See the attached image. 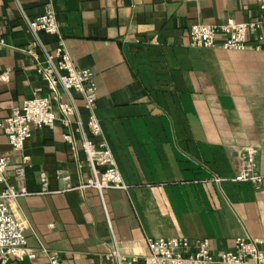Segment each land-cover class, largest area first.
I'll use <instances>...</instances> for the list:
<instances>
[{
    "label": "crops",
    "instance_id": "crops-1",
    "mask_svg": "<svg viewBox=\"0 0 264 264\" xmlns=\"http://www.w3.org/2000/svg\"><path fill=\"white\" fill-rule=\"evenodd\" d=\"M48 3L76 66L96 74V116L128 189L65 191L60 171L73 187L91 175L81 146L73 153L65 143L60 121L36 131L21 155L0 132V157L12 158L8 181L30 193L13 205L28 247H45L61 264H115L106 260L115 244L126 257H143L148 239H209L214 252L231 250L238 238L264 241V191L213 181L234 178L235 150L250 145L259 147L264 173V52L198 49L189 41L193 25L258 19L260 0H0V37L9 45L0 51L2 118L37 92L50 95L24 52L33 42L26 19ZM40 38L50 50L59 42ZM49 262L38 253L8 264Z\"/></svg>",
    "mask_w": 264,
    "mask_h": 264
},
{
    "label": "built area",
    "instance_id": "built-area-1",
    "mask_svg": "<svg viewBox=\"0 0 264 264\" xmlns=\"http://www.w3.org/2000/svg\"><path fill=\"white\" fill-rule=\"evenodd\" d=\"M51 3L44 13L35 19H26L28 32L33 42L24 52L36 61V73L46 81L50 95L38 92L25 100L21 106L12 109L8 117H0V132L7 139L11 152L21 155L26 142L34 133L43 129L53 130L60 121L67 130L63 139L75 153L80 145L85 154V166L90 172L88 181L79 186H71L69 174L63 171L58 178L66 183L65 191L95 189L103 195L105 190H127L128 187L119 171L114 155L108 144L102 125L96 116L98 87L96 74L89 69H80L70 56L61 36L56 12ZM262 12L258 19L222 25H193L189 31L190 46L198 49H219L243 52L248 49L264 52V0H260ZM59 37L54 50H50L41 40L40 34ZM7 41L0 37V51L8 48ZM76 96L83 103L78 104ZM81 108L85 109L84 120ZM73 128L75 130H73ZM80 135L78 141L75 137ZM259 147L250 145L236 149L237 173L232 179L215 177L216 184L234 182L248 184L256 192L264 191V173L257 163ZM10 157H0V264L12 260H35L38 253L45 255L50 264H61L58 255L45 247L38 250L28 247L25 225L14 213L17 199L29 196L26 189H16L8 181L7 172L11 167ZM27 158L17 167L16 174L24 177ZM45 190L48 176L41 175ZM264 241L252 238H238L228 251L214 252L209 239L190 241L185 238H159L147 240V253L143 257H126L115 244L106 260L115 264H264Z\"/></svg>",
    "mask_w": 264,
    "mask_h": 264
}]
</instances>
